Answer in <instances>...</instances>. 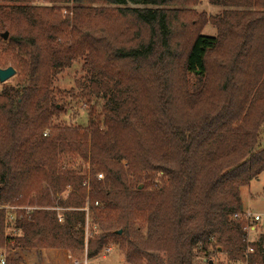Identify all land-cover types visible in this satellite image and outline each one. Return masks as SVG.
<instances>
[{
  "label": "trees",
  "instance_id": "1",
  "mask_svg": "<svg viewBox=\"0 0 264 264\" xmlns=\"http://www.w3.org/2000/svg\"><path fill=\"white\" fill-rule=\"evenodd\" d=\"M200 1L0 0L17 79L0 90V206L37 208L12 212L14 235L0 210L5 264L110 245L128 264H264V233L249 243L233 218L264 172V0H208L217 17ZM78 61L88 123L56 124L71 104L53 82Z\"/></svg>",
  "mask_w": 264,
  "mask_h": 264
},
{
  "label": "rangeland",
  "instance_id": "2",
  "mask_svg": "<svg viewBox=\"0 0 264 264\" xmlns=\"http://www.w3.org/2000/svg\"><path fill=\"white\" fill-rule=\"evenodd\" d=\"M41 2L36 1L35 5H39ZM63 7V6H62ZM128 7L132 8L135 7L133 5H128ZM171 9V8H169ZM197 14H205L206 17H217L221 15V13L224 11L221 7H216L211 4H209L208 0H201L200 3L193 8ZM63 14L64 11H62ZM202 35L206 37H215L217 35V32L215 28H213L210 24L206 25L202 30ZM85 79V73L82 71V62L78 61L76 62L70 69L64 71L62 74L58 75L54 82H53V91L55 94L56 99L60 103H67L71 104L69 112L65 116H61L58 121H55L56 124L60 125H67V126H82L85 127L88 123V116H87V110L84 103L77 104V102H72L70 95V91L74 90L75 93L78 92L77 83L83 82ZM192 80H194L193 77H191ZM17 84L16 76L12 79L8 80L4 84H0V90L2 87L7 86H15ZM261 146H264V138L261 137L260 140ZM79 167L80 164H75ZM82 168H84V165H81ZM76 167V166H75ZM264 172L258 177L257 180H253L249 183V185L245 188L241 189V202H242V209L244 211H249L253 214L260 215L263 219V221L259 224V227L257 231L253 234H251V240L256 241L259 237V235L264 233ZM70 188H66V190L60 195L64 200L67 198V196L70 193ZM0 207H10L14 208L15 211H25L24 208H34V207H19V206H0ZM57 208H59L61 211H55ZM37 209V208H35ZM40 210H48L53 211L55 213H64L65 211H74L73 209L67 210L63 207H52V208H38ZM64 209V210H63ZM12 222H10L8 225H11ZM90 224V222H89ZM6 228V226H5ZM89 230H91V225L88 226ZM5 235H9V233H4ZM108 248H110V252L106 253L105 250L100 253L96 258L88 260L87 258V251L86 248L83 251L79 252H70L66 251V257L67 261L66 264H73L74 261H77L79 264H82L84 261H86V264H128L124 256L119 252L117 247L114 245H110ZM2 253L4 257L6 258L8 256V253L6 250H2ZM214 264H218L220 261H226V255L224 253H217L214 254L212 257ZM194 264H203L202 260L196 259Z\"/></svg>",
  "mask_w": 264,
  "mask_h": 264
},
{
  "label": "built area",
  "instance_id": "3",
  "mask_svg": "<svg viewBox=\"0 0 264 264\" xmlns=\"http://www.w3.org/2000/svg\"><path fill=\"white\" fill-rule=\"evenodd\" d=\"M97 179L101 180L102 179V175H97ZM26 212H30L32 210H35V208H24ZM0 210H3L5 212V223H6V228H5V232L9 233V235L11 234H18V231L13 229L11 226H9L8 224L10 222L13 221V216H12V212L15 211L14 208H10V207H0ZM62 210V209H61ZM59 208H57L55 211H61ZM64 210V209H63ZM85 212H87V208L83 209ZM235 221H238L240 223L244 224V231L246 232V238H247V242L252 243L253 241L251 240V234L255 233L259 227V224L263 221L262 217L260 215L257 214H253L249 211H244L241 214H236L233 216ZM57 221L58 223H62L63 221V217L62 214L58 213L57 214ZM88 236V227H85V239ZM110 248H106L105 252L109 253L110 252ZM252 250L249 249V252H251ZM0 264H5V257L4 255L0 256ZM73 264H79L77 261H74ZM82 264H86V261H84Z\"/></svg>",
  "mask_w": 264,
  "mask_h": 264
},
{
  "label": "water",
  "instance_id": "4",
  "mask_svg": "<svg viewBox=\"0 0 264 264\" xmlns=\"http://www.w3.org/2000/svg\"><path fill=\"white\" fill-rule=\"evenodd\" d=\"M1 37L3 41H6L8 37V33L5 32L4 34H2ZM15 76H16V70L12 66H9L5 69H0V84L6 83L8 80L12 79ZM120 233L121 231H118V234Z\"/></svg>",
  "mask_w": 264,
  "mask_h": 264
},
{
  "label": "crops",
  "instance_id": "5",
  "mask_svg": "<svg viewBox=\"0 0 264 264\" xmlns=\"http://www.w3.org/2000/svg\"><path fill=\"white\" fill-rule=\"evenodd\" d=\"M46 261L52 264H66L67 257L65 253H56V252H45Z\"/></svg>",
  "mask_w": 264,
  "mask_h": 264
}]
</instances>
